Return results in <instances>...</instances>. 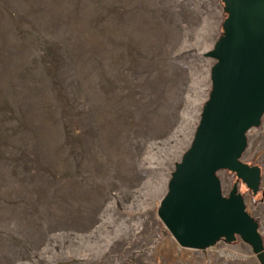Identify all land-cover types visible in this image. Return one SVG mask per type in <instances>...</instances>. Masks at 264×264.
Returning a JSON list of instances; mask_svg holds the SVG:
<instances>
[{
  "label": "rangeland",
  "instance_id": "obj_1",
  "mask_svg": "<svg viewBox=\"0 0 264 264\" xmlns=\"http://www.w3.org/2000/svg\"><path fill=\"white\" fill-rule=\"evenodd\" d=\"M222 0H0V264H264L157 216L211 89ZM237 184L264 246V115Z\"/></svg>",
  "mask_w": 264,
  "mask_h": 264
},
{
  "label": "water",
  "instance_id": "obj_2",
  "mask_svg": "<svg viewBox=\"0 0 264 264\" xmlns=\"http://www.w3.org/2000/svg\"><path fill=\"white\" fill-rule=\"evenodd\" d=\"M222 35L205 58L211 89L188 150L167 184L157 216L176 243L193 250L218 240L247 243L264 263L257 222L234 184L222 195L219 171L235 175L253 195L261 170L240 161L246 134L264 115V0H222Z\"/></svg>",
  "mask_w": 264,
  "mask_h": 264
}]
</instances>
